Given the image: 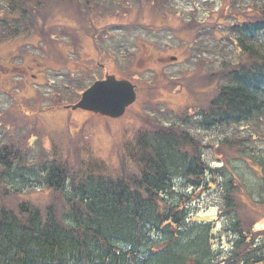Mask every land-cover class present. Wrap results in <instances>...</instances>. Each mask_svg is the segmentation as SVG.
<instances>
[{"label": "trees", "instance_id": "obj_1", "mask_svg": "<svg viewBox=\"0 0 264 264\" xmlns=\"http://www.w3.org/2000/svg\"><path fill=\"white\" fill-rule=\"evenodd\" d=\"M252 1L253 5H247L245 0H215L217 2L216 10H212L209 18L206 17V20L213 18L208 23L218 34H227L223 27L229 25V35L225 37V43L230 47L234 45L237 50L235 51L237 54L235 58L226 57V60L224 58L221 62V73L214 80L217 91L215 98L212 99L214 102H210L209 108L202 117V119L206 117V119H213L220 123L228 122V128H232V132L236 134L227 140L230 141L227 142L230 151L238 149L242 143L248 145V143L255 142L253 141L255 139L253 128H258V131L263 130L264 132V0ZM33 3L34 0L0 1V23L3 21L0 24V30L3 31H0V40H7L16 36L17 32L12 33L16 26L13 24L14 15L20 16L23 10L32 9ZM239 13L242 14L240 17ZM24 19L26 16L22 13L21 21L27 23ZM230 19L234 20L231 22ZM184 38L188 39V35ZM216 40L219 38L216 37ZM229 51L233 52L232 49ZM5 83L7 80H0V93L11 96L14 92L11 90H14L15 87H10L9 84L5 85ZM147 132L143 130L137 134L134 151L137 154L138 167L135 168L134 176L131 177L133 180L131 196L121 199L124 201L123 203L116 199L104 208L99 206L91 214L94 215L95 220L91 218L81 219L82 225L84 226V223L86 225L84 226L85 232L89 235L91 243L88 241L87 246L83 245L78 248V251H83L81 253L85 254L75 255L70 260L71 264H84V262H89L87 264L211 263L212 258L208 252L210 227L208 225L200 226L195 222H191L192 224L182 223L179 220L180 213L178 212V198L176 196L169 194L168 200L157 198L162 197L160 192L167 188L163 176L170 171L177 170L189 175L196 173L195 165H197L201 155L196 152L193 137L185 138V135L181 133L182 129L177 130L178 133L175 135L154 131L150 136L149 133L146 134ZM233 143L237 145L233 146ZM180 144L190 147L192 152L180 153V148L176 147ZM1 148L0 172L3 171L6 174H0V183H4L5 178L3 176L9 174L14 176L20 172H26L27 169L20 166L23 158L18 152L21 151L19 146H14L16 151L12 149L11 153L10 150L5 149L6 147ZM3 156H7L6 159ZM9 169L12 173L4 171ZM47 173L49 175L45 177ZM47 173L43 174L42 171H36V175L39 177L37 184L40 185L38 188L51 189L60 194L65 185V174L63 176L57 171L54 174L49 171ZM222 187L221 197L224 200H231L229 195L233 193L231 188L225 187L224 184ZM16 192L19 193V191ZM21 205L25 207V204L22 203ZM129 210H131L130 216H127ZM0 211L4 213L3 210ZM182 212L184 213V211ZM3 220L1 219L0 222ZM32 221L34 222L32 223L33 230L26 232L23 237L27 243H30L32 239L30 234H34L38 229V219L34 218ZM152 226L157 228L154 234L163 236V238L158 239L151 233L154 230L150 229ZM236 228L238 229V226ZM111 230L115 231L116 240H101ZM223 230L237 234L226 225H223ZM5 231L10 242L22 239L19 228L16 230L7 228ZM37 239H42V241L35 240V245L36 242L39 244L38 246L42 243L46 244V247L49 246V250L52 251L59 248L61 250L66 249L67 246L66 241L63 240L58 244H56L57 240L54 245L49 244L48 240L44 241L45 238H41L39 234ZM239 239L240 241L235 243L236 249L228 253L233 255L226 258L224 264H263L262 258L264 257L262 254L264 252L262 254L256 253L258 248H252L240 236ZM99 247L105 254L93 253L97 252ZM34 249L40 250V247ZM151 249L153 250L151 251ZM53 254V252H49L48 257ZM94 257H101L98 258L100 262ZM10 259V256L5 254L0 246V264H12Z\"/></svg>", "mask_w": 264, "mask_h": 264}, {"label": "rangeland", "instance_id": "obj_2", "mask_svg": "<svg viewBox=\"0 0 264 264\" xmlns=\"http://www.w3.org/2000/svg\"><path fill=\"white\" fill-rule=\"evenodd\" d=\"M95 2L99 3L102 7H103V3L100 2L99 0H94ZM123 2H128L129 3H133L130 6L125 5L122 12H120V15H124L126 13H130L132 15H138V14H142L144 12H147L148 9L147 8H142L145 7L146 4L143 3L142 1L144 0H121ZM139 3V4H138ZM166 3L162 0V4L160 8H157L155 10H152L151 12V21L154 24H159V26H157L156 28V32H153V37H155L154 39H152L153 41L157 42V38L159 37H163L164 36V30L162 29L161 25L165 24V21L168 19V17L164 16L163 13H160L161 11L166 12L168 15H173L174 20L175 21H185L187 20V13L183 14V12L180 11V7L174 4L171 5H165ZM111 9L113 8V6L110 7ZM110 9V10H111ZM53 13H56L59 17L61 16V14H64L62 11L67 10V8L65 9H58L55 7H52ZM161 10V11H159ZM82 13L85 16V19L87 20V23L89 25L88 29L85 28V30H80L79 35L84 39H88V36L91 37L97 46L100 47V43H99V39L96 36L98 33L96 31V28L98 30L100 29H104V28H109V26L111 24H113L115 22L116 19H114L112 17V14L108 15L105 17V14L107 11L106 8L103 7L102 8H98L94 11H91L89 13H87L85 11V9L83 8ZM93 14H97L96 16H94ZM46 16V14H45ZM44 16V17H45ZM176 16V17H175ZM68 18H70L72 20V18L70 16H66ZM55 17L51 18V20L53 21ZM61 19L63 20L64 24L67 27H70L67 23L66 20H64L62 17ZM124 21L122 20H118L117 23H123ZM51 24V23H50ZM93 25V26H92ZM95 28V30H94ZM195 32V30H194ZM126 33V38H132L133 36L136 37L138 34L140 35H144L146 36L145 31H143L138 25H136V23H133V25H131V28L129 30H127ZM117 34V33H116ZM155 34V36H154ZM157 35V36H156ZM59 36V35H57ZM147 37V36H146ZM59 38V37H58ZM121 35H116V40H120ZM140 39V37H138ZM134 40H137L134 39ZM92 43V41H88L86 40V42L84 43V46H87L86 48L82 49L80 52L81 55V59H78L77 57H71V64H73V68L75 66H77V64L80 63V60H82L84 62V64L86 63L87 65H93L94 62H96L98 59H93L90 56V51H89V46ZM132 41H128L127 44L128 46L131 45ZM210 46V44H208ZM1 46V44H0ZM214 46H218L214 45ZM3 51V48L1 49ZM33 51L31 48L28 51ZM169 50V49H168ZM160 51L165 52V54H174L177 56V59L175 61H171L168 58V55H162L160 53ZM132 52V51H131ZM198 52V50L196 51ZM225 51H221V49H218L217 53H225ZM118 52H116L115 55L111 56V61L108 60H104L102 62L106 63V64H111L115 67V70H107L109 73H120V70L124 68H129V71H131V74H137L139 75L140 78H142L139 82H143L146 83V87L145 89H143L142 91L140 90L139 92V97H140V101L138 103H141V105H134L129 112L130 118L131 120L128 121V123L125 125V129H123L122 131L125 132L124 136L122 137V141H129V137L127 136V133L129 130L133 129L132 125L138 124L139 128H142L146 125H148L149 123L153 122H159L160 120H165V116L168 114L167 113H174L173 111L176 110L177 107H179L180 105H182L186 100L187 97L189 96V94L186 91V87L191 86L192 91H194V87L196 88V90L200 91V96L201 97H195L194 93L191 96L192 99L195 98H205L210 94L207 93L205 94V90L206 88H211L213 85L212 83L209 81L207 75L204 73L205 70V66H202L199 70L198 67L193 68L195 65H191L189 67H186L185 65H188L186 62L189 61L190 58L185 59V52L183 51H179V49H176L175 53H167L166 50L162 49H158L157 47L155 48H151L150 53L152 55H148L146 49L142 48L138 51L135 52V57L133 58V60L123 63H120L118 65H116L114 63L113 60H115L117 57ZM189 53V52H187ZM1 57H5V53H0ZM120 56H122V54H120ZM212 58V53L209 50V53L205 54L204 56L200 57V60H202V62H207L209 59ZM193 59L196 60V57H194ZM43 61H46L45 59H43ZM155 62H160L162 64L163 67L159 68L157 70V74H154L153 77H150L152 72H153V68H154V63ZM131 63V65H130ZM193 64L194 60L192 61ZM191 63V64H192ZM36 66V64H34ZM187 68H192L194 70H198L200 71L198 74H192V71H188V70H184ZM149 70H152L151 72ZM62 70L59 71L58 74H62ZM35 74V73H34ZM51 73L49 72V75ZM29 77V76H27ZM51 77V76H50ZM147 78V79H146ZM50 86L51 87H44V88H39L41 91V94L43 93H47L46 95H51L50 97H48L45 100L44 104H48L51 105L52 103L57 104V102H61L62 99H58L57 97H54V99L52 100L53 94L51 92L54 91V89H58L61 86V76L59 75H53L50 78ZM65 85L67 86L68 84L71 85V83L68 82H64ZM49 86V85H48ZM72 85L70 86L71 90ZM48 90L50 92H48ZM65 94V92L61 93L60 95ZM69 95V93H67ZM73 97H75V93L70 95V99L72 100ZM2 98H4L1 94H0V103H2ZM10 101V100H9ZM29 104H31V102L33 101V98H28L26 100ZM43 101V100H40ZM38 103H41V102ZM198 104L200 105L199 100ZM195 101V102H196ZM3 106V104H1ZM171 107L174 108V110L172 111ZM185 108V105L183 107V109ZM66 110L63 109H55L53 111H50L52 113L57 114L58 116H53V117H49L47 119H45L44 121V127L45 130L47 132V134H50L52 136H54L57 132L58 135L60 137L62 136L61 130H63L67 125H65V112ZM69 115L72 116H76L74 114V112H69ZM175 116H177L175 114ZM169 117V116H168ZM147 121H151V122H147ZM132 122V123H131ZM32 122L33 127L35 129H37V123ZM32 124H29L28 127L31 129L32 128ZM88 125V124H86ZM111 125H113L112 123H108L107 127H110ZM24 126L26 127V125L24 124ZM50 127V128H46ZM91 129H97L95 131H91V129L88 131L89 136H91V139L93 140L94 146H92L93 148L97 149V155L98 156H102V158H105L108 156V152H109V147L110 144L113 142H118L120 141V137L119 138H111L108 137L106 140H103L101 137V132L98 127L97 124L95 123H89L88 125ZM88 126L85 128H80L78 129V135H82L83 133H86ZM122 128H124L123 126H121ZM128 130V131H127ZM105 131V130H104ZM105 133H109L107 131H105ZM264 132H259L257 131V135L261 134V136H263V140H264ZM243 134V133H240ZM114 136V134L112 133V137ZM50 139L52 137H49ZM86 140V139H85ZM81 141V140H79ZM55 142H59V141H55ZM36 156H41V154L43 153V148L42 145L40 144H36ZM47 147V146H44ZM89 147V146H88ZM109 157V156H108ZM113 159H116L114 161V164H116L119 168H123V164L124 162L121 160V158L119 156L113 157ZM97 161H101V159L98 157ZM105 164L110 166V170H115L116 169V165L114 166V164L112 163V161L109 159H107L105 161ZM126 172V171H125ZM49 194L44 197V195H39V194H31L29 196V199L36 204L42 203V202H49L51 200V198H49ZM204 212V211H202Z\"/></svg>", "mask_w": 264, "mask_h": 264}, {"label": "water", "instance_id": "obj_3", "mask_svg": "<svg viewBox=\"0 0 264 264\" xmlns=\"http://www.w3.org/2000/svg\"><path fill=\"white\" fill-rule=\"evenodd\" d=\"M132 100L131 87L122 81L107 79L87 89L73 108L79 107L116 115V111Z\"/></svg>", "mask_w": 264, "mask_h": 264}]
</instances>
